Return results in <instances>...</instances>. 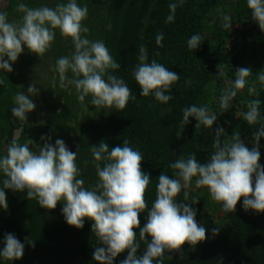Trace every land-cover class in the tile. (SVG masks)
I'll return each instance as SVG.
<instances>
[{
    "label": "trees",
    "instance_id": "16d2710c",
    "mask_svg": "<svg viewBox=\"0 0 264 264\" xmlns=\"http://www.w3.org/2000/svg\"><path fill=\"white\" fill-rule=\"evenodd\" d=\"M20 2L32 7L45 3L55 6L56 0H9L0 10L8 13L10 21L12 16L19 19L22 14L17 6ZM78 2L88 7V17L83 23L89 31L85 35L105 42L113 58L120 63V69L114 74L125 80L136 99H130L123 110L96 109L87 103L89 98L85 103L77 100L74 85L65 82L61 87L55 71L56 60L70 56L74 46L71 38L62 37L57 30L50 50L41 59L32 61L34 58L30 56L17 59L12 64L14 72L3 74L6 84L0 85V154L6 152L13 139L19 143L32 140L36 147L44 143L41 136H51L53 144L56 139H63L70 150L76 152L79 149L77 164L81 178L88 186L96 181L89 148L104 141L111 150L123 146L127 139L130 146L143 155L141 170L150 175L145 200L151 207L159 176L164 173L174 178V170L169 167L172 162L192 152L196 153L198 162H208L217 127L224 130L222 139L239 132L242 142L249 148L253 146V134L259 125L249 126L243 120V113L247 111L249 100L258 99L261 102L259 110L264 116V85L259 82L258 74L249 77L245 89L233 98L227 111L219 106L222 90L231 88L238 68L254 62L256 71H264V31L252 19L246 0ZM170 3L177 4L174 13L169 8ZM226 8L232 12L230 20L235 25L228 31L222 29V22L216 17L218 12L227 11ZM170 14L174 15V20L167 22ZM158 33H163L161 45L156 43ZM193 34L202 37L196 50L187 47V40ZM141 46L147 49L149 62L155 59L180 77L172 86V99L167 104L156 101L151 95H140L141 89L132 70L139 62ZM48 59L50 67L44 62ZM21 70L33 71L28 78L32 82L35 80L32 75L39 71L48 77L45 83L36 80L39 86L43 85L38 89L40 94L30 97L37 107L28 114L26 122L17 120L11 113L15 94L27 91L29 84L20 81ZM248 87L256 89L255 95H249ZM192 104L208 106L217 113V121L207 129L196 128L197 122L190 119L181 136L177 137L182 109ZM259 145V163L264 165V137ZM30 150H34L33 145ZM195 195L196 191L191 193V196ZM6 197L7 209H0V241L5 233H13L25 244L23 257L12 264H98L93 260L99 241L92 231V221L85 219L84 227L76 229L66 224L59 203L54 210H46L34 199L28 200L25 192L6 190ZM180 198H184L183 193L177 200ZM242 200L233 212L221 211L220 221L211 225L210 238L206 242L194 246L185 243L179 250L166 252L164 264H264V213L245 211ZM139 219L142 227L147 220V209L140 213ZM214 228L219 229L218 234L212 233ZM134 232L138 239L139 228ZM145 239L150 240V237ZM0 247H3L2 243ZM145 247L141 242L137 256L143 254ZM126 255L127 250L114 264H119ZM0 264L9 262L0 261Z\"/></svg>",
    "mask_w": 264,
    "mask_h": 264
},
{
    "label": "clouds",
    "instance_id": "9594fccd",
    "mask_svg": "<svg viewBox=\"0 0 264 264\" xmlns=\"http://www.w3.org/2000/svg\"><path fill=\"white\" fill-rule=\"evenodd\" d=\"M246 3L252 19L264 31V0H246ZM176 7V3L169 4L172 13ZM17 8L22 14L18 21H10L8 13L0 10V85L6 84L3 74L13 71L12 64L25 49L43 56L58 30L62 37L71 38L74 46L70 56L56 60L55 71L61 87L65 82L74 85L77 100L85 103L89 98L87 103L96 109L123 110L130 99H136L125 80L114 74L120 69V63L113 58L105 42L85 35L89 31L83 23L88 17L86 5H81L78 0H56L55 6L45 3L32 7L20 2ZM173 20L174 15L170 14L167 22ZM221 27L230 30V17L223 18ZM163 38V33L157 34V45H161ZM201 41V35L193 34L187 40V47L196 50ZM138 61L132 76L141 89L140 95H151L156 101L167 104L172 99V86L180 79L178 74L155 59L149 62L144 46L139 49ZM251 75L248 67L235 71L231 88L222 90L219 97V106L224 112L230 108L238 92L245 89ZM257 76L264 85V71ZM247 91L249 95L256 93L253 87H248ZM38 92L35 83L30 84L26 92H17L12 116L26 122L28 114L37 107L30 97ZM260 105L258 99L249 100L247 111L243 113V120L249 126L259 125L253 134L251 148L242 142L239 132L222 139L224 130L217 127L208 162H198L195 152L172 162L169 167L174 170V178L164 173L159 176L151 207L145 200L150 175L141 170L143 155L131 147L127 139L123 146L111 150L104 141L89 148L96 181L88 186H85L77 164L79 149L76 152L70 150L60 138L53 144L51 136H41L44 143L40 147H36L32 140L19 143L13 139L6 152L0 154V176L3 177L0 180V209L8 207L6 190L25 192L28 200L34 199L46 210H54L59 203L67 225L82 229L85 219L92 221V231L99 241L93 260L98 264H114L126 250L127 255L119 264H164L166 252L179 250L185 243L194 246L206 239V228L197 223V212L191 206L198 200L193 199L191 204L177 201L181 193L184 200H188V193L184 190L193 181L196 188H206L211 199L219 202L225 213L233 212L241 198L245 211L264 213V165L259 163L264 116L259 110ZM217 118V113L206 105L186 106L182 109L176 135L181 136L190 119H195L196 128L211 129ZM30 145L34 150H30ZM145 209L147 220L140 227L139 215ZM137 228L138 239L134 232ZM218 232V228L212 229L213 234ZM146 236L150 240H146ZM141 242L146 247L143 254L137 256ZM0 243L3 244L0 261L12 264L23 257L25 244L15 234L5 233Z\"/></svg>",
    "mask_w": 264,
    "mask_h": 264
},
{
    "label": "rangeland",
    "instance_id": "374dc122",
    "mask_svg": "<svg viewBox=\"0 0 264 264\" xmlns=\"http://www.w3.org/2000/svg\"><path fill=\"white\" fill-rule=\"evenodd\" d=\"M8 1L9 0H0V9H3L6 6ZM226 9H227V11L222 10L221 12H218L217 15H216L217 19H219V21H221V22L223 21V18L225 16H228L230 18L233 17L232 16V12H230L228 8H226ZM12 18H13V20H11V21H16V20L18 21L19 20V19H14L15 17H13V16H12ZM232 24H231V29H234L235 25H232ZM49 50H50V48H49ZM48 51L46 53H48ZM29 56L34 58V59H32V61L39 60V59L42 58V56L39 57L38 55H36L34 53H31L30 51L25 49L22 52V54L18 57V59H23L24 60L25 58H27ZM44 62L47 65V67H50L51 61L49 59L47 61H44ZM247 66H248V68L251 69V74H252L251 77L252 76H256V74L260 73L259 70L256 71V69H255L256 67H255V63L254 62H248ZM47 70H48V68H47ZM12 72H14V71H12ZM42 72L43 71H41V72L39 71V72L35 73L36 75L33 74L32 77L35 78V80H34V82H32V80L28 79V78H30V76H31L30 73H33V71L21 70V71H19L20 81L24 82V80H25L27 83H29V84H27V87L30 84H32V83H36V86L39 89L43 84H41L39 86L38 82H36V80L37 81H43L44 80V83L48 80V77H45L44 73H42ZM248 80H249V78H248ZM24 91L26 92V90H24ZM38 94H40V93H38ZM50 106H51V103H49L46 107L49 109ZM92 116L93 115L91 114L90 117H92ZM185 190L188 193V198H187L188 200H184V198H180L177 201L191 204L193 199L198 200V202L196 204L191 205V206L193 208H195V210L197 212V215H196L197 223L198 224H203L205 226V228H206V239L203 241V242H206L210 238L209 228L211 227V225L213 223H219L218 221H220L221 211H222L221 205H220L219 202L213 201L211 199L208 191H206L205 188H196L195 184H194V181ZM195 191H196V195L195 196H191V193L195 192ZM203 242H200V243H203Z\"/></svg>",
    "mask_w": 264,
    "mask_h": 264
}]
</instances>
